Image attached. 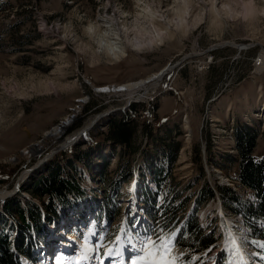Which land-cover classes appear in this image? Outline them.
Masks as SVG:
<instances>
[{
  "label": "rangeland",
  "instance_id": "rangeland-1",
  "mask_svg": "<svg viewBox=\"0 0 264 264\" xmlns=\"http://www.w3.org/2000/svg\"><path fill=\"white\" fill-rule=\"evenodd\" d=\"M188 1L195 6L192 18L198 15L201 20L173 30L162 42L141 51L127 47L128 56L118 60L109 57L97 43L108 27L115 31L122 26L128 34L134 33L137 13L145 6L154 12L163 9L164 16L168 14L174 20L173 9L181 0H0V191L9 195L20 185L19 192L9 199L17 198L23 207L40 203L25 188L31 179L43 173L21 182L30 168H42L39 167L45 160H39L50 155L54 147L50 145L57 146L53 144L57 140L54 138L46 139V144L40 141L46 134L56 132L54 128H63L70 115H76L77 121L64 133L63 140L78 137L94 127L76 145L48 161L60 163L65 172L80 182L86 195L81 205L59 218L60 223L56 219L48 227L45 240L34 237L35 264H81L85 255L97 261L92 258L95 253L85 252L86 242L91 247L99 236L107 238L121 228L143 234V229L152 225L149 205L144 200L145 187L157 195L151 211L160 216L165 207L180 206L189 197V207L180 213L181 219L168 226H178L184 231L183 238H188L186 219L195 209V198L201 196L205 187L212 189L214 198L196 216L205 235L216 233L217 248L209 255L217 264H224L225 254L220 249L229 231L244 237V231L236 227H245L244 218L234 214L233 208L238 206L227 199H232L229 194L222 197L218 187L225 184L222 188H230L242 205L258 201L255 192L239 181L237 163L224 165L221 158L227 154L238 158L236 134L245 126L259 134L254 158L264 157V62L260 63L264 58V10L249 18L241 0ZM220 2L231 3L235 9L213 13L212 4ZM139 20L145 29L151 27L148 20ZM227 43L231 46L218 47ZM212 48L215 49L209 51ZM184 56L189 58L154 89L141 92L142 99L132 101L128 107V96L113 90L101 92L104 87L138 82L162 73L167 65ZM133 105H137L139 115L132 116L134 135L130 145L107 142L103 134L108 124L99 125L110 116L103 121L98 116L114 111L117 114L110 121L119 119ZM170 130L172 137L168 139ZM162 142L181 144L170 167L158 155L163 150ZM198 148L202 154L201 168L196 163ZM103 157L110 158L104 182L97 177ZM160 169L163 175L159 183L155 172ZM126 178L129 181H124ZM6 196L0 198V212L9 200ZM116 209L119 211L114 216ZM78 215L83 221H77ZM134 221H138L135 227ZM16 225L7 224V231L13 236ZM258 226L264 229V219H260ZM119 234L126 239L123 233ZM66 235L69 239L63 238ZM248 239L264 237L252 238L249 233ZM180 247L191 255L202 253ZM245 247L249 252L258 251L250 243ZM123 248L124 264H129L133 254L126 243ZM21 258L23 264H30L28 259ZM105 264L113 262L105 260Z\"/></svg>",
  "mask_w": 264,
  "mask_h": 264
},
{
  "label": "trees",
  "instance_id": "trees-1",
  "mask_svg": "<svg viewBox=\"0 0 264 264\" xmlns=\"http://www.w3.org/2000/svg\"><path fill=\"white\" fill-rule=\"evenodd\" d=\"M136 108L137 105H133L130 110L124 112L119 119L111 120L108 123L106 132L103 134L107 142L120 144L125 147L130 145L131 138H133L134 135V120L132 116L134 113L139 115ZM171 133L172 130H170L167 135L168 139L172 137ZM258 137L259 134L254 128L251 129L245 126L244 130H240L236 134L238 158L235 159L231 154L224 155L221 158V163H224V165L226 163H237L239 167V181L242 186H248L255 192L258 201L249 205H242L240 202L241 200L233 195L230 188L224 189L222 186L218 187L222 197H225L226 194L232 197V199L228 197L227 199L235 202L238 206V209L233 208V210L236 211L234 214L244 218L245 226L252 230V238H258L261 235L264 237V229L258 226L260 219H264V157L261 160H256L253 156ZM162 143H164L163 150H161V153L158 155L162 162L167 163L170 167L177 159L181 144L179 142ZM197 157L196 163L199 165V168H201L202 154L200 148L197 149ZM103 158L104 163L97 172V177L102 182L105 181L106 169H108L110 161V158ZM69 165L72 166V162H69ZM126 165L130 167L131 163H127ZM162 175V169L155 172L157 182L160 183ZM129 179L126 178L124 181L127 182ZM0 183H2V181ZM25 189L30 195L37 198L40 203H28L23 207L20 202H17V198L9 199L4 203L2 212H0V264H23L21 256L31 261H36L34 255L36 251L34 237L39 236L45 240L47 238L46 233L49 229L48 227L55 224L56 219L58 220L57 222L60 223L59 218L62 215H67L77 207V204L81 205V203L85 201L86 195V191L75 177L70 176L69 172H65L60 163L56 164L52 162L49 164L47 171L38 178L31 179L29 186ZM144 190V200L145 203L149 205V217L151 221L155 222V225L159 222L161 227H168L174 221H179L182 217H179L180 213L185 212L189 205L188 197L180 206H175L173 208L165 207V212L163 211L162 216H160L158 212L151 211V208L156 205L157 195L147 187H145ZM211 198H214V193L208 186L204 188L201 196L195 198V209L191 216L186 219L187 224L185 230L188 234V238H182L180 246L189 247L193 252L200 253L207 250L209 246L217 245L218 241L215 238L216 233L212 231V233H207L208 235H205V229L200 227L196 216V213L201 207ZM109 199H111L110 196ZM105 200H107V197ZM86 203L89 205L91 204V202L87 200ZM89 210L90 209H88L87 212H89ZM118 211L119 210L116 209L114 216ZM106 212L109 215L111 214L109 210H106ZM10 217L13 218V220H10ZM76 219L80 222L83 221L80 215H78ZM14 220H17V223ZM12 222L17 224L15 236L7 231V224L12 226ZM147 228H153V224L149 225ZM37 241L41 242L39 239Z\"/></svg>",
  "mask_w": 264,
  "mask_h": 264
},
{
  "label": "bare ground",
  "instance_id": "bare-ground-1",
  "mask_svg": "<svg viewBox=\"0 0 264 264\" xmlns=\"http://www.w3.org/2000/svg\"><path fill=\"white\" fill-rule=\"evenodd\" d=\"M241 1H242L241 6L243 7L242 9H244V12L246 13L245 15L250 16L249 18L254 17L255 15H257L256 13L263 12V10H264L263 0H262V2H261V0H259V2H257L256 0H241ZM219 6H222V7L219 8ZM235 7H237V5ZM194 8H195V6L192 5V2H190L188 0H181V3L176 5V9H173L174 11L172 10L173 12L176 13V17L173 20V19H169L168 14L166 15V17L164 16L166 11H164L163 9H161L158 12H154L150 9V6L142 7V9H140V12L137 13L136 21H135L136 22L135 23L136 29L134 28V30H133L134 33H132L133 34L132 37L130 36L132 34H128L126 31L127 29L122 28V26H120L121 29H117L115 31L109 29V27H108L107 28L108 31L104 32L103 35L100 37L99 41L97 42L98 46L100 48H102L106 52V54L111 58H115L118 60L121 58H125L128 56L127 47H130L133 50L141 51V50L145 49L148 45H153V44L157 45L158 42H162L166 37L169 36V34H171L173 32V30H179V28L187 27V26H189L190 23H194V21H196V20H199V19L201 20V18H198V15L196 16V18H194L195 20L192 18L193 14H195L193 11ZM211 9H212V12L214 13L216 11L217 12L224 11L225 9H227V11H229V10L231 11L235 8L233 7V5L231 3H228V2H222L221 3L220 2L219 5L212 4ZM228 13H230V12H228ZM218 15H219V13H218ZM176 18L178 19V21L176 20V23H175ZM139 19L148 20L147 22L150 23L151 27L145 29L142 26V24H143L142 21H140ZM90 29L93 31V27H91ZM232 47H237V46L232 45ZM236 49L243 50L244 48L237 47ZM98 52H100V50H98ZM263 59L264 58L261 59V62H260L261 64H263V62H264ZM170 68L171 67L166 69L168 72L165 74L163 72L162 73L159 72V73H156V74L148 77L147 79H144V80H141L138 82L128 83V84L121 85V86L108 87V88L104 87L102 89H107V91H101V92L108 93V92H111V90H113L114 93H116V94H124L125 96H128L129 97L128 101L141 100L142 99V96L140 95V94H142L141 92H144V91L147 92L151 88L154 89L160 83V81L163 80V78L167 74H169L170 72L173 71ZM50 86L55 87L54 84H50ZM95 89H97V88H95ZM97 90L99 91V89H97ZM136 96H139V97H136ZM80 102L84 103L85 100H82ZM81 107H79V108H81ZM77 111L75 109V113ZM98 118H100L102 121L104 119H106L105 113L100 114L98 116ZM64 122H65V126L63 128L61 126L59 128L56 127V128H54V129H56V132H50V133L46 134L42 143L46 144V139L50 140L53 138L57 139L54 143H58V142L60 143L61 141H66L64 144H66L68 142H74L76 140V138H78L77 136H75L74 138H72L68 141L65 140V138H64V140L62 139L63 136L65 135L64 133H66L68 131L67 129H69L72 125V116L70 115ZM93 128L94 127H92L91 129H93ZM54 129L52 128L51 130H54ZM88 129H90V127ZM88 129H86V130H88ZM187 129H189L188 126H187ZM86 130H84L83 132H85ZM78 132H76L75 134H77ZM55 134L57 136H55ZM60 135H62V136H60ZM73 139H75V140H73ZM64 144H62L61 146H63ZM32 146H34V144L30 145L29 148H31ZM43 148L44 147H42V149ZM45 151H46V149H45ZM45 151L41 152V154H43ZM52 151L55 152L54 150H52ZM26 153L27 152H24V155ZM54 156H55V153H52L50 155H46L43 159L39 160V162H42L45 160L39 168L44 167L45 163L46 162L48 163V161ZM16 160H18V159H16ZM30 169H29V171H30ZM36 170L39 171L40 169H38V167L37 168L35 167V170L33 172H35ZM29 171L26 173H29ZM35 173H37V172H35ZM25 176L26 177H24L21 182L25 181L28 178V174H25ZM222 186H225V184H222ZM19 187H20V185H19ZM133 192L135 194V190H133ZM7 193L6 192L4 193V191L1 190L0 191V198L3 196H6ZM12 193H9V195H7L5 198H8L10 195H12ZM244 238H245V245H247L245 235H244ZM87 256L89 257V259H82L81 264H97V261L92 260L89 255H87ZM121 259H123L125 262V256H123Z\"/></svg>",
  "mask_w": 264,
  "mask_h": 264
},
{
  "label": "snow or ice",
  "instance_id": "snow-or-ice-1",
  "mask_svg": "<svg viewBox=\"0 0 264 264\" xmlns=\"http://www.w3.org/2000/svg\"><path fill=\"white\" fill-rule=\"evenodd\" d=\"M107 91V89H101ZM130 215H134L130 211ZM138 221L133 222V227ZM142 227V226H141ZM119 233H123L126 239H123ZM183 238V232L178 226L161 227L159 222L151 228H144L143 234L140 232H129L121 228L117 234L105 237L99 236L95 245L88 247L87 242L85 252H93L96 255L92 257L98 261V264H105V260H112L113 264H124V260L119 261L114 257L122 258L124 256L123 244L129 245L128 251L133 255L129 264H217L209 253L217 248L212 245L207 250L202 251L200 255H191L180 247V241ZM258 251L249 252L245 247V238L236 235L231 230L223 241V248L220 249L224 256V264H264V239H252L247 241ZM188 257L185 259V257ZM82 259H89L87 255ZM61 264L63 262L61 261Z\"/></svg>",
  "mask_w": 264,
  "mask_h": 264
},
{
  "label": "water",
  "instance_id": "water-1",
  "mask_svg": "<svg viewBox=\"0 0 264 264\" xmlns=\"http://www.w3.org/2000/svg\"><path fill=\"white\" fill-rule=\"evenodd\" d=\"M224 46H231L230 45V43H227V44H221L220 46H218V47H224ZM217 48V47H216ZM215 48H212V49H210L209 51H212V50H214ZM187 58H189V56H184L183 58H181L180 59V61L179 62H177V63H175V64H169V65H167V67L165 68V70L163 71V73L165 74V73H167L168 71L166 70L169 66H171V68L170 69H172V70H175L178 66H180V64H182ZM95 89V88H94ZM96 91H97V89H95ZM162 94V93H161ZM80 101H82V100H80ZM132 101H129V104L127 105V107L130 105V103H131ZM133 102H138V101H133ZM85 103V102H84ZM117 113L116 112H114V111H111V112H108V113H105V117L107 118V117H115V115H116ZM109 117V118H110ZM107 119V120H105V121H103V123H101L99 126H102V125H107L108 124V122L110 121V119ZM77 121V116L75 115V116H72V124L73 123H75ZM90 130H92L91 128L90 129H88V130H86L85 132H83L82 133V135H80V136H78V138H76V140L74 141V142H68V143H66V144H64L63 146H61L63 143H53V144H57V146H55V145H50L51 147H53L52 148V150H54L55 152H53V151H51L50 152V154H52V153H55V155L57 154V153H59V152H61V151H63V150H65V149H68V148H71L72 146H74V145H76L77 144V142L79 141V139L81 138V137H85L89 132H90ZM43 141V140H42ZM41 141V142H42ZM36 156V155H35ZM48 166H49V162L48 163H45V166L44 167H42L39 171L38 170H36L35 172H37V173H35V172H33L34 170H35V166H33L31 169H30V172H29V175H28V178H27V181L28 180H30V178H32L34 175H37V174H41V173H45L46 171H47V169H48ZM37 168V167H36ZM17 192H19V188H15V190L13 191V193H12V195H10L9 197H11V196H13V195H15V194H17ZM9 197L7 198V199H9Z\"/></svg>",
  "mask_w": 264,
  "mask_h": 264
}]
</instances>
